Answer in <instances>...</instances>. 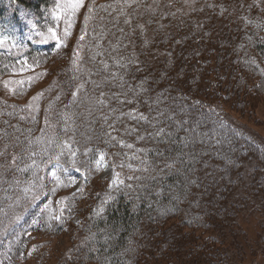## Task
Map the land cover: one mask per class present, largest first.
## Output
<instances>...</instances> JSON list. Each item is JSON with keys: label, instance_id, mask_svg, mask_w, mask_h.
Returning a JSON list of instances; mask_svg holds the SVG:
<instances>
[{"label": "trees", "instance_id": "trees-1", "mask_svg": "<svg viewBox=\"0 0 264 264\" xmlns=\"http://www.w3.org/2000/svg\"><path fill=\"white\" fill-rule=\"evenodd\" d=\"M81 1L0 0V264L65 233L58 264H231L199 231L264 222V140L228 113L264 98V0Z\"/></svg>", "mask_w": 264, "mask_h": 264}, {"label": "rangeland", "instance_id": "rangeland-1", "mask_svg": "<svg viewBox=\"0 0 264 264\" xmlns=\"http://www.w3.org/2000/svg\"><path fill=\"white\" fill-rule=\"evenodd\" d=\"M78 1L80 0H66L67 3H74L75 5ZM83 1L84 0H82L81 2ZM63 4H65V0H63ZM11 13H13L14 20L17 17L26 18V12L21 8H18L15 11L12 10ZM71 15L72 11H66V13L58 12L60 20H55L56 22L54 24V26H56V29L58 30L57 33L62 32L64 28L68 27V23L63 19L65 16L69 19ZM28 20L30 19L27 18L25 21L27 24ZM79 35L82 36L83 33ZM73 49L74 47L68 48V50L70 51H73ZM70 57L72 56L69 52L66 60L70 59ZM61 58H59V55H53V57L47 59V62L43 65L39 64V67L45 66L46 70L43 72L46 78H51L52 76L57 74V71L59 69L58 66L60 67L64 62L63 58ZM16 72L12 71L9 73V75L11 77H16L18 75ZM243 84L247 85L244 79L238 80V90L246 89V86H244ZM249 102L250 105L247 106L246 109H237V107L231 108L230 106H228V113L230 114V116L235 117L236 120H240L241 122H243L246 128L254 133V135L260 137L261 140H264V98L251 95ZM262 162L264 163L263 160ZM99 164L100 169L98 171V177L100 179L118 181V174L116 172L117 170L114 164H112L105 158H100ZM82 180L83 173L81 171L73 172V178L70 181L71 189H79L81 187L80 185H82ZM214 186L215 184H212L211 189ZM261 188L263 191L264 187L262 186ZM235 189H237V187ZM248 204H250V202H247V204L245 205ZM248 212V206H246L245 208H231L230 206L226 210V213H224L220 227L214 229L212 224V226H209L207 229H201V231H199L202 233L201 238H206V236H214V239H209L211 243L208 245L211 247H222L224 250H226L225 254L231 260V264H264V222L259 221L258 217H254L255 215L252 216L251 214L247 216ZM46 237L49 240H47L43 246L46 250L45 264H58L61 261L60 259L64 257V253L67 252L69 246H71L72 239L70 238V235H67L66 233ZM183 238L185 239V237ZM186 242L188 241L186 240ZM194 253L195 252H192L189 256L190 258H194L195 260L196 255L192 256ZM161 259H159L160 262H162Z\"/></svg>", "mask_w": 264, "mask_h": 264}, {"label": "snow or ice", "instance_id": "snow-or-ice-1", "mask_svg": "<svg viewBox=\"0 0 264 264\" xmlns=\"http://www.w3.org/2000/svg\"><path fill=\"white\" fill-rule=\"evenodd\" d=\"M3 41H0V43H2Z\"/></svg>", "mask_w": 264, "mask_h": 264}]
</instances>
